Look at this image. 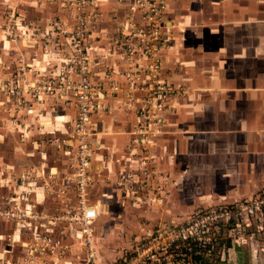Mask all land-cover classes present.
I'll return each instance as SVG.
<instances>
[{
  "label": "rangeland",
  "instance_id": "374dc122",
  "mask_svg": "<svg viewBox=\"0 0 264 264\" xmlns=\"http://www.w3.org/2000/svg\"><path fill=\"white\" fill-rule=\"evenodd\" d=\"M4 1L7 6L0 12V31L4 34L3 41L5 42L6 51L3 55L2 48H0V98L10 101L7 117L8 121H11L12 127L17 128V136L14 137V141L17 140L23 143L22 155L29 157L32 149H34L33 156L39 158L35 161H39V165L42 164L40 165L41 173L39 175L37 173L29 174L28 171H25L28 173L15 174L13 169L8 173L10 183L8 182L9 185L5 186V188H8V192L0 205V212L6 210L2 208L9 203L14 207L19 206L26 212L38 214V219H30L26 223H36L38 229L35 232L34 229L37 227L29 231L25 229L22 231V227L16 226L15 220L0 215V223L7 224L9 231V235H0V249L9 248L8 244L10 243L16 244L14 257L9 260L0 258V264H224L223 260H226V264L230 261L235 264L237 250L234 246L240 244H246L248 253L257 256L260 249L256 247L255 240L260 230L259 224L264 225V205L254 213L247 212L243 215L238 220L239 224L232 223L226 226L222 221L216 222L212 218L211 210L232 206L245 200V196L230 195L238 181L234 184L232 181L230 186L225 185V188H229L228 190L224 188L223 184L217 183L214 185L204 181V177L212 170V166L207 165L201 157V164L200 166L197 164L196 167L198 168L195 169L194 176L189 172H185L182 182L178 184L165 178V181H159L161 177L157 175L154 165L156 160L151 150L157 147L155 138L164 123L160 114L162 108L168 107V105L172 106L171 108L175 107V109L192 107L191 102H193L194 96L200 89L207 96V86L198 88L196 77L191 72H184V68H181V66L187 67V65L178 61L180 66L175 71L184 75L185 78L181 82L183 85H176L174 82L169 83L163 79L166 83L172 84L177 91L168 97L162 106L158 105L160 107L156 108H160L158 110L160 118L149 129L150 134L148 136L152 138L151 141L145 143L140 139L142 135L138 130L145 129L142 122L138 123L135 128L134 132L140 144L139 152L136 151L135 153L136 156L140 157L138 158V165L133 167L131 172L128 168L119 169L120 175L119 173L111 174V172L104 171L105 176H103L106 180L103 183H100L97 176L99 175V168L94 165L90 167V174L92 176V171L94 172L96 182H92V186L88 190V197L91 198V202L94 204L92 199L100 200V194H106L103 199L101 216L99 217L100 225L97 226L94 234L96 235L94 244L96 248L95 259L94 261L90 259L89 249L83 244L82 226L76 220L71 219L74 213L79 212L78 198L75 205L70 204V200L66 195L67 191L62 189L69 187L63 184L61 176L65 173L67 167L64 160L66 161L69 157L65 152L71 144L70 136L68 133L63 132L64 130L67 131L69 126L72 127L69 128L70 131L74 132V124L73 122L71 124L64 122L60 115L75 101L70 96L69 98L56 97L45 86H48L46 80L58 73L61 74L63 68L75 67L74 70H77V55L79 53L76 51L74 42L79 38L86 51H88L90 67L91 63L99 57L98 54L91 52L90 44L93 40L98 39L99 31L94 24L101 15L98 9L101 1L99 0L96 6L88 3L83 10H79L76 7L77 4H73L72 0ZM177 1L173 0L172 5L167 7V22L162 28L163 36H165L162 40L165 51L172 44L174 46L178 38L184 41V45H187L185 43L188 41L192 43V28L197 30L203 27L199 22L193 25L176 23L172 19H175L176 15H180V13L185 15L189 11H197L208 18L209 16H217L220 12V7L215 10L211 6V0H201L204 6L194 5L197 1H193V3L189 0ZM188 2L189 5L187 6L186 3ZM117 4L127 10L122 13L124 16L121 17L127 21V25L129 22V26L143 29L144 23L141 21L134 22L135 17L131 16V14L138 16L137 10L133 11L127 3H121L119 0H117ZM252 9L259 12L257 16L264 17V5ZM165 30L168 32L167 36ZM177 30L180 31L178 38L176 37ZM174 32L175 39L173 40L172 33ZM196 34L197 32H194V36ZM120 36L121 34L118 32L114 36L104 38L107 39L111 51L116 54L115 47H119V44H116L115 39ZM248 46H251V42ZM20 48H23V50H20ZM61 56L64 57V62L60 61ZM123 59L127 60L124 57ZM121 72L123 77L121 81L128 82L125 71L122 70ZM90 75L92 76L91 71ZM122 82L119 81V83ZM105 83L107 82L93 81V84L101 87V92L109 87ZM109 84L111 85L110 89L113 88L112 82ZM58 86L59 84L56 85V88ZM123 90L126 91L125 88ZM182 97V103L175 104L174 101L172 102L173 99L177 98L179 100ZM142 103L143 101L140 99L139 104ZM140 105H128L129 107L125 108L126 110L136 109L138 114ZM32 108L33 112H37V114L31 113ZM188 114L191 115V113ZM207 125L205 122V127ZM179 126L176 125L177 128ZM185 126L186 124H183V127ZM182 132H187L186 128ZM189 138L190 140L182 149H180L179 141L176 143V147L173 146L171 149L174 150L176 156L180 150L185 152L183 157H186V159L181 164L182 166L187 164L189 166L187 168L190 169L187 157L189 159L193 158L191 152L197 151V148L193 146L196 145V142H193V140L200 139L202 142L205 139L198 136ZM74 141L75 144L73 141L72 144L76 147L77 141L75 139ZM163 151L167 152L165 147ZM72 154L74 155V153L69 155ZM91 158L90 154V160ZM235 159L238 158L233 155L231 165L227 166V170L231 169L233 174L237 175L236 167H234ZM51 166L59 167L58 170L54 169L57 170V173L54 172L55 175L47 173ZM142 171L144 178H141L140 175ZM170 171H173L171 167ZM134 172L139 173V175L135 181H132L133 177L131 175ZM247 174L251 177L250 167H247ZM24 175H29L31 178L22 177ZM190 175L193 177L192 179ZM236 175L234 179H236ZM197 176L200 181H193ZM34 181L37 182V185L39 183L40 185L38 187L33 184V188H39L46 195V200H43L45 209L32 200V195L28 194V185ZM125 182L133 185L136 191H140V198H116L117 188L122 194L124 193L123 188L121 190L120 187H123L126 184ZM171 185L179 187V191L183 195L173 196L168 188ZM164 188L169 192L166 195H162ZM224 191H227V194L223 193ZM250 192V195L253 194V197L249 198L252 201H255L256 197L259 198V194L264 196V189H259V186L251 189ZM58 193L66 196L57 198ZM13 197L18 198L14 199ZM26 203L38 206V209L27 208ZM129 203L133 207L140 208L141 213L135 212L126 215L124 213L126 209L124 208L129 206ZM122 209H124V212L121 211ZM199 209L202 212L197 214ZM106 221L110 222L108 228L104 227ZM198 222L206 232H202L204 238L200 244L197 243L198 241L188 243L180 241L170 245V240L164 231L177 225L188 224V226H191ZM95 225H97V222H95ZM16 229L18 233L14 235L13 232L15 233ZM2 244L5 246L2 247ZM148 255L151 258H148Z\"/></svg>",
  "mask_w": 264,
  "mask_h": 264
},
{
  "label": "crops",
  "instance_id": "0c3cea01",
  "mask_svg": "<svg viewBox=\"0 0 264 264\" xmlns=\"http://www.w3.org/2000/svg\"><path fill=\"white\" fill-rule=\"evenodd\" d=\"M100 1L98 9L101 15L94 24L99 31L98 39L93 40L90 44L91 52L98 54L99 57L91 63L92 76L90 80L92 82H107L105 84L109 87L100 93L101 106L91 116L93 129V135L91 136V166L94 165L99 168V175L97 176L100 183H103L106 180L104 171L117 174L119 169L128 168L131 172L133 167L138 165L137 162L140 157L136 156L135 153L136 151L139 152L140 144L134 131L141 121L136 109L126 110L125 107L140 105L139 100L143 94L140 92H127L128 82L121 81L123 79L121 71L126 70L128 67L127 62L122 55L112 52L107 39H104L108 36H114L118 32L120 33V29L127 26V21L121 18L124 16L122 13L127 10L119 6L117 0ZM191 1L192 3L197 1L194 5L204 6L201 0H189V2ZM167 2L170 6L173 0ZM189 2L186 3L187 6ZM210 3L215 10L220 7L219 15L207 18V16L205 17L197 11H189L185 15L181 13L176 15L175 19L171 17L176 23L193 25L199 22L203 27L197 30L192 28L193 42L188 41L185 43L187 45H184V41L178 38L180 31L177 30L176 37L179 41L177 39L174 46L172 44L166 51L164 48L162 49L161 69L159 70L161 80L164 79L169 83L174 82L176 85H181L185 77L180 72L175 71L180 66L179 62L181 61L184 65H187V67L181 66V68H184V72H191L196 77L198 88L207 86V96L200 89L194 96L193 102H191L192 107L175 109V107L171 108L172 106L168 105V107L162 108L160 114L164 123L155 138L157 147L155 146L156 148H153L151 152L153 151L152 155L155 156L154 165L157 175L161 177L159 178L160 182L165 181V178L178 184L182 182L185 172H189L194 176L195 169L198 168L196 167L197 164L198 166L201 164V157L207 165L212 166V170L206 174L204 181L214 185L217 183L223 184L224 188L225 185L230 186L232 181L233 184L238 181L234 185L235 188L231 189L230 195L245 196V199H249L253 197V194L250 195L251 189L257 186H259V189H264V17L257 16L259 12L252 9L264 5V0H211ZM6 6V2L0 0V12ZM194 32H197L196 36H194ZM167 34L168 32L165 31L166 36ZM3 35V32L0 31V48H2L1 51L4 55L6 50ZM172 37L174 40L175 32L172 33ZM250 42L251 46L249 47ZM20 50H23V48H20ZM165 52L167 53L165 54ZM101 54L102 56H100ZM60 61L64 62L63 56H61ZM142 77L146 78V75L142 74ZM119 81L122 83H119ZM111 82L113 88L110 89L111 85L109 83ZM123 88H125V92ZM173 101L175 104H180L183 102V97L179 100L175 98ZM9 102L0 98V205L3 198L7 196L8 188H5V186L9 185L8 173L12 169L15 174L30 172L29 174L37 173L39 175L41 173L40 165L42 164L39 165V161H35L39 158L33 156L34 149L31 151V156L25 157L21 153L23 143L17 140L14 141V137L17 136V128H13L11 121H8ZM71 104L72 106L65 107L66 110L60 115L63 121L68 124H71L73 118L77 116L76 105L75 103ZM30 111L32 113L33 108ZM35 113L37 114V112ZM205 122L208 124L207 127H205ZM183 124H186V126L183 127ZM176 125H180L179 128ZM67 128L68 130H64L63 133H68L71 144L65 152L69 157L67 156L66 161L64 160L67 167L65 173L61 176L63 184L64 178L72 176L77 167V160L73 152L74 145L72 144V141L75 144L73 131L69 129L72 127ZM185 128L187 132H182ZM195 136L204 137L205 141L193 140V142H196V145L193 146L197 148V151L191 152L193 158L189 159L187 157L191 167L189 169L187 164H183V166L181 164L186 159V157H183L185 152L180 150L176 156L171 147H176V143L179 141L180 149H182L190 140L189 137L195 138ZM10 147L12 148L10 149ZM164 147L166 153L163 151ZM71 153H74V155H69ZM233 155L238 158L234 162L237 175L233 174L231 169L227 170V166L231 165ZM170 167L173 171H170ZM247 167H250L251 177L247 174ZM54 169L58 170L59 167L51 166L47 173H57V170ZM138 175L139 173H132V181H135ZM140 175L141 178H144L143 171L140 172ZM235 175L236 179H234ZM95 177L96 175L92 171L94 183L96 182ZM193 181L198 182L200 180L197 176ZM33 184L38 187L40 185V183L37 185L36 181L30 182L28 194L32 195V200L45 209L43 200H46V195L39 188H33ZM121 188L124 190L123 194L119 188L116 189V194L114 193L117 199L121 197L140 198V191H136L133 185L126 183ZM165 188L162 195L169 193ZM168 188L173 196L183 195L179 191V187L171 185ZM62 189L67 191L66 195L70 200V204L75 205L77 199L75 187L69 186ZM226 192L223 193L227 194ZM66 195L58 193L57 198ZM105 196V193L100 194L99 199L101 201L92 199L98 210V217L95 221L97 222L96 228L100 225L99 217L101 216ZM9 207L11 205L8 203L2 209H8ZM26 207L37 208L38 206L26 203ZM124 209H126L125 212ZM124 209L121 211L126 215L135 212L141 213L140 208L133 207L130 203ZM15 223L16 226L18 225L17 227H22V231L23 229L29 231L37 227L34 229L35 232L38 229L36 223L25 225H21L16 221ZM104 224V227H110V222L106 221ZM259 229L255 240L256 247L260 249L259 254L254 256L248 253L246 244L235 245L234 248L237 250L235 264H264V225L259 224ZM17 233L16 229L13 234L17 235ZM2 234L9 235L7 224L0 223V235ZM8 245L9 248L0 249V258L9 260L14 257L16 244L10 243ZM223 261L226 264V260ZM227 264L233 263L230 261Z\"/></svg>",
  "mask_w": 264,
  "mask_h": 264
},
{
  "label": "built area",
  "instance_id": "2783aa9c",
  "mask_svg": "<svg viewBox=\"0 0 264 264\" xmlns=\"http://www.w3.org/2000/svg\"><path fill=\"white\" fill-rule=\"evenodd\" d=\"M99 0H72L73 4L79 10H83L88 3L98 5ZM121 3H127L131 9L137 10L138 16L134 22L141 21L144 23L143 29L136 26L122 28L121 36L115 39L119 47H115L117 54L126 58L128 67L125 70V76L128 80V93L140 92L143 94L142 101L138 109V116L145 129H139L142 135L140 139L145 143L151 141L150 133L152 124L159 119V113L156 109L174 93L177 89L169 83L161 80L159 70L161 69L162 49L164 48L165 38L162 28L167 22V7L168 0H119ZM166 31V30H165ZM76 51L78 56V67L63 68L61 74H57L52 78L47 79L48 89L50 93L57 96H64L74 99L77 108V116L72 121L74 124V139L77 141V146H74V153L77 160L76 172L72 176L64 178V184L74 186L76 189V197L78 198L79 212L74 213L72 220H76L83 231V244L89 249V256L94 261L96 248L95 244V221L98 217V210L88 197V190L92 186L91 160L90 154L92 151L91 136L93 129L91 126V116L97 111L101 104L99 101L101 87L93 84L90 80L91 67L89 64V55L82 41L76 40ZM146 75V78L142 77ZM43 81V82H46ZM59 86L56 88V85ZM54 90V91H53ZM160 105V106H158ZM138 134V135H140ZM22 177H30L24 175ZM31 178V177H30ZM18 197H14L16 199ZM264 205V196L259 194L255 201L245 199L238 204L232 206L219 207L212 211V218L216 222L222 221L228 226L232 223L239 224L243 215L247 212L254 213ZM199 209L197 214L201 213ZM1 216H5L15 220L19 224H26L30 219H38L39 215L29 213L21 209L19 206H11L0 212ZM160 231V230H158ZM206 233L200 227L199 222L191 226L177 225L172 229L164 231L170 240V245L177 242H197L201 243ZM162 235V234H161ZM204 242V241H203ZM206 242V241H205ZM153 257V256H152ZM148 258H151L148 255ZM126 261V260H125Z\"/></svg>",
  "mask_w": 264,
  "mask_h": 264
}]
</instances>
